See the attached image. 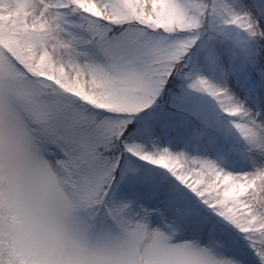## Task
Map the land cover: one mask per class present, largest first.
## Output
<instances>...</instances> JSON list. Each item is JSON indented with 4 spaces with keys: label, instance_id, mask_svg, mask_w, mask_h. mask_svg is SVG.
I'll return each mask as SVG.
<instances>
[{
    "label": "snow or ice",
    "instance_id": "obj_1",
    "mask_svg": "<svg viewBox=\"0 0 264 264\" xmlns=\"http://www.w3.org/2000/svg\"><path fill=\"white\" fill-rule=\"evenodd\" d=\"M0 264H264V0H0Z\"/></svg>",
    "mask_w": 264,
    "mask_h": 264
}]
</instances>
